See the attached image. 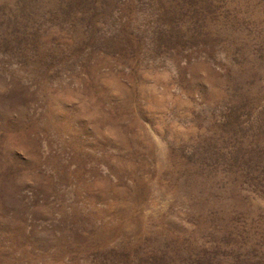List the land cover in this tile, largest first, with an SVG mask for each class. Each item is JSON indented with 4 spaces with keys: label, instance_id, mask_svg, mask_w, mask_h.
Segmentation results:
<instances>
[{
    "label": "rangeland",
    "instance_id": "obj_1",
    "mask_svg": "<svg viewBox=\"0 0 264 264\" xmlns=\"http://www.w3.org/2000/svg\"><path fill=\"white\" fill-rule=\"evenodd\" d=\"M0 264H264V0H0Z\"/></svg>",
    "mask_w": 264,
    "mask_h": 264
}]
</instances>
